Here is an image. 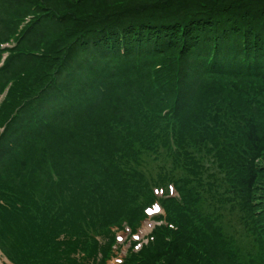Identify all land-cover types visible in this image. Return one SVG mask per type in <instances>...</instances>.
I'll use <instances>...</instances> for the list:
<instances>
[{"label":"trees","instance_id":"obj_1","mask_svg":"<svg viewBox=\"0 0 264 264\" xmlns=\"http://www.w3.org/2000/svg\"><path fill=\"white\" fill-rule=\"evenodd\" d=\"M9 37L0 233L23 256L104 232L102 264L172 185L176 230L123 264H264V0H0ZM161 149L175 176L143 182Z\"/></svg>","mask_w":264,"mask_h":264},{"label":"rangeland","instance_id":"obj_2","mask_svg":"<svg viewBox=\"0 0 264 264\" xmlns=\"http://www.w3.org/2000/svg\"><path fill=\"white\" fill-rule=\"evenodd\" d=\"M98 2H101V0H96ZM79 26L76 24L73 26V29H77ZM81 67V66H80ZM84 72L87 73L86 70L82 68ZM99 105V104H98ZM165 111L162 112V114ZM156 115V113H155ZM164 121H162L163 125ZM162 154L163 150L161 149L160 152L156 155V159L151 163V169L147 171L143 175V182L145 181H157L162 178H164L165 182H169L174 176V171L166 168L164 166V162L162 161ZM153 185H150V187ZM150 187H149V194L146 198L138 199L137 203L139 206H143V204L147 201V199L150 197ZM144 190L143 183L140 188L139 194L142 193ZM3 198L4 200H2ZM9 198L4 197V193L0 191V210L3 212V208L7 209L9 207ZM12 204H16V207L21 205L20 202H17V199L12 200ZM161 207L165 210V207L163 203H161ZM159 208V207H158ZM156 205L153 207H150L151 213L147 215V219L142 222L141 227L144 223H149L150 228L148 232L142 236H139V232L142 229L141 227L139 230L135 233L136 235L133 237L134 240L140 239V241H143L144 243H147L146 236L151 232L152 227L154 226V218L158 214H160L162 211L159 208L158 209ZM147 210V209H146ZM145 210V213H146ZM166 219V218H165ZM120 226L122 227L123 224L120 223ZM118 230H122V228H112V232H114V236L119 239V244L123 247H118L114 252H111L110 256H108L102 264H120V259L122 258V255L125 253V251L128 248V243L126 244L129 236L131 237L129 230L118 232ZM106 236L104 232L98 233L97 236H94V239L98 241L95 248L91 252V254L88 253L89 247L78 245L76 247L72 246V242L74 241V237H63L64 243L59 246V248L54 247H47L38 253L34 254L33 257H25L22 253L19 252L20 244L16 242V240L9 235H2L0 233V264H23V262H27L28 264H64V261L61 258H65V256L70 257V251L76 252L75 256L78 258L76 263L79 264H100L101 261V252L104 250V246L106 244L105 241H107ZM62 238V237H61ZM87 238L92 242L93 238L91 237L90 230L87 231ZM132 238V237H131ZM86 247V248H85ZM56 254L59 256V258H56ZM83 254H89L90 258H87Z\"/></svg>","mask_w":264,"mask_h":264},{"label":"bare ground","instance_id":"obj_3","mask_svg":"<svg viewBox=\"0 0 264 264\" xmlns=\"http://www.w3.org/2000/svg\"><path fill=\"white\" fill-rule=\"evenodd\" d=\"M149 228H150V224L149 223H144L142 229L139 232V236L138 237L144 236L148 232Z\"/></svg>","mask_w":264,"mask_h":264}]
</instances>
